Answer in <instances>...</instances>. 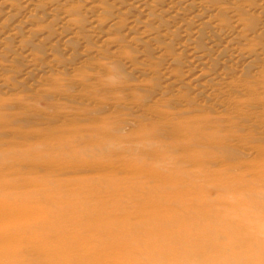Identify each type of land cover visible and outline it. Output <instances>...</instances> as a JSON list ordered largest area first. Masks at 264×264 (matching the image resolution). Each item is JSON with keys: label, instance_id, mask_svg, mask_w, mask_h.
Listing matches in <instances>:
<instances>
[{"label": "rangeland", "instance_id": "rangeland-1", "mask_svg": "<svg viewBox=\"0 0 264 264\" xmlns=\"http://www.w3.org/2000/svg\"><path fill=\"white\" fill-rule=\"evenodd\" d=\"M0 198L21 259H145L152 224L180 247L161 264L196 258L178 213L264 257V0H0Z\"/></svg>", "mask_w": 264, "mask_h": 264}, {"label": "bare ground", "instance_id": "bare-ground-1", "mask_svg": "<svg viewBox=\"0 0 264 264\" xmlns=\"http://www.w3.org/2000/svg\"><path fill=\"white\" fill-rule=\"evenodd\" d=\"M14 188H16V187H14ZM3 196L6 197V198L8 197L7 193L5 195H3ZM0 199H1L0 200V217H2V220H1V222H2L3 221V218L4 217H7L6 215L9 212V208L12 211V213H16L18 210L16 209L17 207L13 208L11 206V204L6 203L5 200H2V198H0ZM26 207L27 208L25 209L24 213H23V211H22V213L24 214V217L25 216H28L29 217V216H31L32 213H34V210L32 208L28 207V206H26ZM203 208H204V206H203ZM166 213L168 215L171 214L169 212H166ZM175 214L177 215V212ZM39 215H41V214H38L37 216H39ZM42 215H45V214H42ZM47 215H51L50 212L49 213H46V216ZM176 215H173V216H176ZM178 216H179L178 219L172 218V221H175L176 220L177 225H180L179 227H181V228L183 227L184 230H187V231H192V233L188 232L186 237L188 239L192 238L196 243H198L197 245L195 244V247L197 248V251L199 252L198 255H196V258L192 254H189L188 252H187V255H184V253L181 250H179V251L176 250V249H178L180 247H179V244H176V239L172 238L174 236L172 235V237H171V235L168 233V230H169L168 228L170 226L169 223L167 224V229H168L167 230V233L168 234L167 233H164V234H160V235L155 234V232L157 230H155V228H153L155 224H152L151 226H148V229H150V230L146 231L147 232L146 240L144 241L145 235L143 237L142 236L135 235V242L136 243L135 244H132V246H131L133 248L136 247V248H141V250H144V252H145L144 253L145 254V259H144V256L141 257V258L137 257L135 260L129 261V263H126L127 261L124 262V263H126V264H130V263H132V264H141L140 262H146L147 264H149L151 262H154L155 264H161L162 263L161 262L162 259L160 258V256L162 255L163 252H165V250H167V247L170 246L169 248L171 250H173V248H176V249H174V251H171V255L170 256H172V257H169V258H171V259H169V262L171 264H178V262L182 261L181 260L182 256H185V257L188 258V260L186 261L187 264H191V262L193 264H229L228 263V260L229 259L234 260L236 258V256H237V254H232V256L229 255L226 259L225 258L222 259V256L230 253V250L231 249L232 250H234V249L235 250H240V252L243 251L245 254H248V257L246 259H248V260L252 259L254 262L255 261L257 263L259 262L258 264H264V257L262 256L263 255L262 254L263 251L260 252V253H258L259 250H251V248H250V244H251L250 241H251V239H249V238H250V236H252L251 238H254V235L257 234V233L249 234V231L248 230H251V228H247L246 226L241 225L242 223L241 224L239 223L240 226H237V228H235V231L232 234L229 233L225 239L219 240L218 239L219 237L217 238L215 236V234H213L212 236L210 234V237H208V238L205 237V235L207 233H206L205 228H203V227H200V226L195 227V226H193L192 229H191L190 226L192 225V223L194 221V219L191 218L192 216H188L187 220L181 219L180 213H178ZM166 218H171V217H166ZM153 219H155V218H153ZM1 222H0V224H1ZM165 222H168V220H166ZM165 222H163V223H165ZM1 226H4L5 227V225H3V224H1L0 227ZM9 227L10 228L17 229L18 232H20V233L22 232L21 233L22 235L24 233L23 231H28V230H30V231L31 230L32 231H36L37 228H38L35 225L34 219H32L31 221H28V220L23 221L20 224L10 225ZM30 228H32V229H30ZM184 230H182V231H184ZM1 233H0V235H1L0 236V264H63V263H66L67 262V261H64L63 262V260L56 258L55 257L56 254L55 253H54L55 255L53 256V258H50L49 260H48V258L42 256L43 254L41 256L36 257V258H32V257L31 258H26L25 257L26 259H21V257L19 256V253H20L19 252L20 251L19 249L20 248L18 249V247L20 245L21 246H24L25 245V248H26V245L27 244L17 243V241H15L16 240L15 239L16 238L15 237L16 235L15 236L13 235L11 237L10 235H12V234H10L9 237H7V235H6L7 232L4 235H3V233L2 234ZM173 233L174 232L172 231L171 234H173ZM2 235H3V237H2ZM162 235H163V237H161ZM23 237L21 236V238H23ZM8 239H10L11 241L10 242H7ZM207 240H209V244L207 243ZM20 241H22V240H20ZM45 242H47V241H45ZM181 242H182V240H181ZM115 244L117 246H119L118 243H115ZM68 245H70V244H68ZM208 245H210L211 247H213L215 249V251L218 252V255H221L220 256L221 258L218 257L217 260H213V258L211 259V256L213 254L210 255V252L211 251L209 252V248L207 247ZM187 247H189V245ZM202 247H205L206 249L204 251H202ZM258 247H260V246H258ZM112 248H114V246ZM248 248H250V249H248ZM38 250L39 249L37 247V251ZM45 251L47 252L48 250H45ZM43 252L44 251H42V253ZM133 252H134L133 254H135V251H133ZM35 253H36V251H35ZM38 253H39V251H38ZM70 262H71V260H70ZM70 262H68L67 264H71ZM196 262H199V263H196ZM87 263H89V262H87ZM89 264H93V263L90 262ZM97 264H101V263H97ZM245 264H248V263H245Z\"/></svg>", "mask_w": 264, "mask_h": 264}, {"label": "clouds", "instance_id": "clouds-1", "mask_svg": "<svg viewBox=\"0 0 264 264\" xmlns=\"http://www.w3.org/2000/svg\"><path fill=\"white\" fill-rule=\"evenodd\" d=\"M109 66L115 70L116 74L106 77V85L110 87L121 86L127 80V74L115 62H112Z\"/></svg>", "mask_w": 264, "mask_h": 264}]
</instances>
